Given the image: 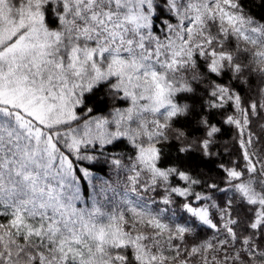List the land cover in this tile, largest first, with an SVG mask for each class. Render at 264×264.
I'll use <instances>...</instances> for the list:
<instances>
[{"label": "snow or ice", "instance_id": "1", "mask_svg": "<svg viewBox=\"0 0 264 264\" xmlns=\"http://www.w3.org/2000/svg\"><path fill=\"white\" fill-rule=\"evenodd\" d=\"M0 264H264V0H0Z\"/></svg>", "mask_w": 264, "mask_h": 264}]
</instances>
